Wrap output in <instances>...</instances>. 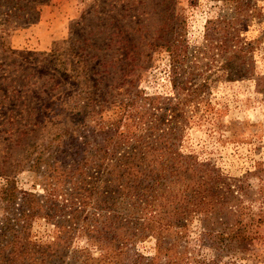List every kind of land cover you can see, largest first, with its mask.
I'll use <instances>...</instances> for the list:
<instances>
[{
	"label": "rangeland",
	"instance_id": "374dc122",
	"mask_svg": "<svg viewBox=\"0 0 264 264\" xmlns=\"http://www.w3.org/2000/svg\"><path fill=\"white\" fill-rule=\"evenodd\" d=\"M2 1L0 188L13 186L17 198L6 203L0 195V264L8 252L4 248L9 238L5 229L8 225L17 228L15 219L23 192L35 194L42 202L50 193V198L56 199L49 210L50 205L45 206V213L52 215L49 221L33 218L24 231L29 240L40 245L52 242L56 225L61 226L63 238L67 237L65 233L68 235L64 245L52 246L54 251L47 254L48 264H82L85 255L100 258L103 254L100 245L88 240L85 229L88 223H93L92 215L113 214L130 228L133 219L127 215L132 203L115 199V208L109 212L73 205L68 201L73 186L57 167L68 170L69 165L60 162H71L80 155L78 143L87 142L86 147L92 148L102 141L103 131L115 126L119 115L134 114V106L123 111L126 108L121 105L129 98H135L136 106L146 98H156L161 108L165 106L166 99L175 94L165 51L168 42L182 38L191 53L202 43L205 21L215 16L229 18L232 9L211 0ZM242 2L248 3L258 17L242 25L240 31V37L251 42L264 30V0ZM252 47L246 65L252 68V77L242 80L235 78V71H241L239 67L217 70L223 61L214 56L210 71L217 72L201 93L198 110L193 112L191 106L183 110L185 125L177 133V149L190 153L198 163L213 166L227 183H243L254 197L252 202L243 204L257 214L258 209L264 210V81L256 88L253 78L264 76V41L253 42ZM123 50H130L132 56L125 59ZM130 60L140 68L134 69L135 75L125 80H129L128 84H121L120 74L113 72L122 71L121 65ZM190 60L188 57L182 67L186 73ZM104 69L111 74L106 75ZM98 71L101 74H96ZM203 74L190 82L198 86L203 82ZM183 76L177 75L175 82L183 80ZM88 98L92 102L90 108L86 107ZM84 111L88 114L83 115ZM152 113L160 115L161 110ZM165 118L169 119L166 113ZM138 125L142 132L144 125ZM38 157L43 162L32 166ZM84 169L88 176L95 175L93 169ZM257 170L260 175H253ZM167 177L166 186L161 187L166 192H181L189 186L190 177ZM104 194L101 192L100 196L103 198ZM165 208L169 211L171 206ZM241 222L246 223L245 236L252 240L245 251H238V246L232 243L213 247L202 236L205 232L202 215L196 212L177 223L187 226L185 235L180 238L179 228L172 227L171 233L162 235L161 243L165 247L173 245L172 251L177 255L184 254L182 264H210L212 260L217 264H264V214L254 221ZM110 238L111 234L106 236L107 240ZM153 254L155 239L142 234L125 246L119 260L122 264H133L136 255L147 258Z\"/></svg>",
	"mask_w": 264,
	"mask_h": 264
},
{
	"label": "trees",
	"instance_id": "16d2710c",
	"mask_svg": "<svg viewBox=\"0 0 264 264\" xmlns=\"http://www.w3.org/2000/svg\"><path fill=\"white\" fill-rule=\"evenodd\" d=\"M211 1L214 4L230 6L231 16L229 18L215 16L207 19L203 27L202 43L193 48L191 53L188 52L189 46L182 38L169 41L165 47L169 57L172 86L175 89L174 97H168L166 105L162 108L155 101L156 98H146V101L138 106L134 104L135 98H129L128 102L121 105L126 108L123 111L128 109L127 106H134V114L119 115L120 117L114 121L115 126L112 125L103 131L102 141L96 142L92 148L86 147L87 142L78 143L79 146L81 145L80 155L74 157L71 162L67 160L60 162L63 165L68 164L70 167L68 170L57 167L61 174H66L65 176L73 186L72 192L68 193V201L73 205L78 204L82 208L88 206L98 211L109 212L111 208H115L113 202L118 198L121 201L127 199L132 203L127 215L128 218L133 219L130 228L122 225L113 214L92 215L90 222L93 223H88L85 228L88 240L91 243H98L103 254L97 259L85 255L87 258L82 264H122L119 257L125 246L131 243L134 237L142 234H148L155 239V254L147 258L136 255L133 264H160L161 260L164 261L162 264H182L184 254L173 253V245L162 246L161 239L164 233H171L172 227L179 228L180 238L185 235L187 226L184 223L181 225L177 223L195 212L202 215V225L205 229L202 236L208 239L213 247L217 245L223 247L232 243L238 246V251H245L252 244L251 238L246 237L244 233L246 223L241 221L244 219L254 221L256 216L260 218L264 214L262 209H258V213L255 214L244 206L245 201L252 202L254 199L251 197L252 191H249L243 183H227L213 166L198 163L190 153H181L177 149L179 139L177 133L185 125L183 110L189 106L193 112L198 110L202 99L200 95L217 72L210 71L215 61L214 56L223 61L217 70L223 72L239 67L241 71H235L236 80L250 78L252 68L246 66L249 61L248 54L253 49V42L264 41V30L258 39L251 42H245L240 37L242 25L258 18L257 14L250 10L251 6L248 3L244 4L242 0ZM1 7H3L2 4H0ZM79 50L83 49L77 48V51ZM122 55L126 59L132 56V52L123 50ZM188 57L191 58V62L187 66L186 73L182 67L186 66ZM2 67L3 64L0 63V81L3 80ZM121 67L119 70L122 71L115 70L113 73L120 74L121 84H128L129 80H125L131 79L136 73L134 69L140 68V65L130 60ZM102 72L106 75L111 74L105 69ZM202 72L204 73L203 82L195 86L190 80ZM99 73V71L96 72V74ZM184 73H186L185 76H183ZM177 75L183 76V80L175 82ZM253 80L258 88L261 85L260 82L264 81V76L253 78ZM87 101L86 107L90 108L92 105L90 98ZM157 110H161L160 115L152 113ZM165 113L169 116L168 120L165 118ZM84 114L88 113L84 111ZM93 114L97 113L93 112ZM97 121L101 120L97 119ZM139 123L145 127L142 132L138 130ZM121 127L122 130H119ZM42 162L38 157L32 166H38ZM56 164L57 161L54 165ZM85 167L93 169L95 175L88 176ZM252 174L260 175V171L257 170ZM167 176L175 179L182 176L190 177L189 186L181 192H166L165 188L161 187L166 186ZM60 179L61 177H58L57 182ZM258 179L261 178L258 177ZM186 191H188L187 194L184 193ZM101 192H104L106 196L102 198ZM0 195L2 201L6 203H12L17 198L13 186L0 188ZM49 195L42 202L35 194L26 192L21 194L19 199L21 209L15 219L17 228L13 229L11 225H8L5 229L9 238L4 245L8 252L7 257L2 258L3 264H48L47 260L50 258L47 254L54 251L52 246L56 248L67 242L68 235L65 233L64 236L67 237H62L60 225L55 226L56 236L52 242L41 245L29 240L24 232L33 218H45L49 221L52 217L45 213L47 210L45 206L50 205L49 210L51 202H56L55 197L50 198ZM167 205L171 206L169 211H166ZM52 210L55 208L52 207ZM214 219L217 220L214 222ZM109 234L111 238L107 240L106 236ZM36 256L41 258L38 259ZM210 264L217 263L212 260Z\"/></svg>",
	"mask_w": 264,
	"mask_h": 264
}]
</instances>
